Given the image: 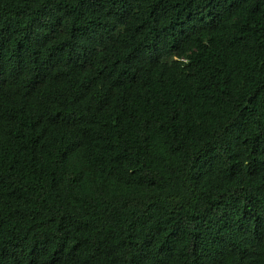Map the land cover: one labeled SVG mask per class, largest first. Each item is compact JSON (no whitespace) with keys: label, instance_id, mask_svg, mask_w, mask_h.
<instances>
[{"label":"trees","instance_id":"trees-1","mask_svg":"<svg viewBox=\"0 0 264 264\" xmlns=\"http://www.w3.org/2000/svg\"><path fill=\"white\" fill-rule=\"evenodd\" d=\"M0 264H264V0H0Z\"/></svg>","mask_w":264,"mask_h":264}]
</instances>
